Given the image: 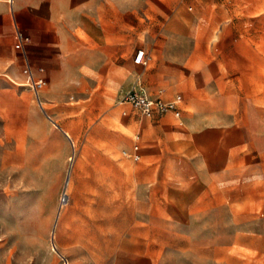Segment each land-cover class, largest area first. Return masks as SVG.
I'll return each instance as SVG.
<instances>
[{
    "label": "rangeland",
    "instance_id": "374dc122",
    "mask_svg": "<svg viewBox=\"0 0 264 264\" xmlns=\"http://www.w3.org/2000/svg\"><path fill=\"white\" fill-rule=\"evenodd\" d=\"M140 15L125 51L147 68L63 90L102 104L0 97V264H264V0H140ZM138 79L180 92L183 124L120 105Z\"/></svg>",
    "mask_w": 264,
    "mask_h": 264
},
{
    "label": "crops",
    "instance_id": "0c3cea01",
    "mask_svg": "<svg viewBox=\"0 0 264 264\" xmlns=\"http://www.w3.org/2000/svg\"><path fill=\"white\" fill-rule=\"evenodd\" d=\"M140 21V0H0V97H12L18 91L26 90L41 110H44V99L60 103L102 104L107 96L103 90L76 94L72 98L63 90L68 86L76 87L78 83L83 86L84 81H87L86 85L96 86L93 74L106 76L111 64L121 66L132 60L135 68H147L149 63L144 67L133 62L136 51L141 47L133 55L128 46L125 51L126 25L132 24L137 28ZM17 31L28 38L20 49L14 46ZM27 68L31 75L25 72ZM85 72L92 74L86 76ZM31 78L44 81L37 95L31 87ZM133 87L150 97L161 95L165 100L181 95L180 116H173L178 124H183L184 97L180 92L165 98L159 89L153 95L139 79L128 90ZM134 111L141 121L152 119L144 117L135 108ZM81 114L95 112L88 109ZM139 128L140 125L134 136H140ZM64 133L69 134L65 130Z\"/></svg>",
    "mask_w": 264,
    "mask_h": 264
},
{
    "label": "built area",
    "instance_id": "2783aa9c",
    "mask_svg": "<svg viewBox=\"0 0 264 264\" xmlns=\"http://www.w3.org/2000/svg\"><path fill=\"white\" fill-rule=\"evenodd\" d=\"M15 48L20 49L22 43L27 41L28 38L21 32L17 31L15 34ZM150 61V57L143 49H138L134 55V64L147 66ZM25 72L31 75V71L27 68ZM44 81L42 79L31 78V87L36 95L38 91L43 87ZM182 101L181 95H176L171 100H165L161 95L155 97L148 96L144 91L138 90L136 87L131 88L125 92L118 103L120 105L129 104L133 108L139 110V112L146 118H152L155 115H162L166 113H172L175 117L180 116V103ZM139 135L134 136V143L130 149H123L121 154L123 157L138 162L140 160V144L138 142ZM67 264V262L65 263Z\"/></svg>",
    "mask_w": 264,
    "mask_h": 264
},
{
    "label": "water",
    "instance_id": "95a60500",
    "mask_svg": "<svg viewBox=\"0 0 264 264\" xmlns=\"http://www.w3.org/2000/svg\"><path fill=\"white\" fill-rule=\"evenodd\" d=\"M68 179H69V174L66 176V183L68 182ZM64 197L65 196H63L62 201H64Z\"/></svg>",
    "mask_w": 264,
    "mask_h": 264
},
{
    "label": "bare ground",
    "instance_id": "6f19581e",
    "mask_svg": "<svg viewBox=\"0 0 264 264\" xmlns=\"http://www.w3.org/2000/svg\"><path fill=\"white\" fill-rule=\"evenodd\" d=\"M69 184V179H68V182L66 183V180H65V186L67 187V185ZM65 187V189H66ZM65 193H66V190H65ZM62 202V201H61ZM66 202V201H65Z\"/></svg>",
    "mask_w": 264,
    "mask_h": 264
}]
</instances>
